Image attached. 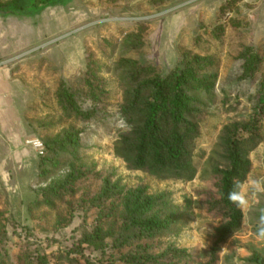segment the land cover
<instances>
[{
	"label": "rangeland",
	"instance_id": "374dc122",
	"mask_svg": "<svg viewBox=\"0 0 264 264\" xmlns=\"http://www.w3.org/2000/svg\"><path fill=\"white\" fill-rule=\"evenodd\" d=\"M0 62V264H264V193L250 187L264 180V0H57L0 13ZM182 75L198 124L190 182L115 150L131 128L125 100L160 80L172 95ZM251 127L249 204L218 244L226 141Z\"/></svg>",
	"mask_w": 264,
	"mask_h": 264
},
{
	"label": "trees",
	"instance_id": "16d2710c",
	"mask_svg": "<svg viewBox=\"0 0 264 264\" xmlns=\"http://www.w3.org/2000/svg\"><path fill=\"white\" fill-rule=\"evenodd\" d=\"M56 1L36 0L33 3L31 0H11L7 4H0V13L22 15L33 6ZM172 83V95L168 92V81L160 80L141 85L135 91L136 96L125 100L123 115L131 128L117 141L115 150L137 170H148L158 177L190 182L197 175L193 153L198 124L189 115L193 100L186 94V76L177 77ZM145 92L150 94L147 101L142 100ZM139 109L144 114H139ZM254 130V127L247 129L250 134L247 138L230 137L226 141L225 160L228 166L222 171L220 194L227 221L219 229L218 244H223L242 224L240 208L230 202L227 195L233 189L234 182L246 180L250 167L249 153L259 144ZM66 144L77 146L78 141L72 138L63 147Z\"/></svg>",
	"mask_w": 264,
	"mask_h": 264
},
{
	"label": "clouds",
	"instance_id": "9594fccd",
	"mask_svg": "<svg viewBox=\"0 0 264 264\" xmlns=\"http://www.w3.org/2000/svg\"><path fill=\"white\" fill-rule=\"evenodd\" d=\"M250 187L257 193H264V180H252ZM227 198L230 202L239 208L248 206V191L245 187V182L236 181L233 184V189L229 191ZM256 236L260 240H264V209L261 210L259 222L256 230Z\"/></svg>",
	"mask_w": 264,
	"mask_h": 264
},
{
	"label": "built area",
	"instance_id": "2783aa9c",
	"mask_svg": "<svg viewBox=\"0 0 264 264\" xmlns=\"http://www.w3.org/2000/svg\"><path fill=\"white\" fill-rule=\"evenodd\" d=\"M3 63L0 62V66H2ZM28 146H31L32 148H34L35 150L39 151L42 153L43 150V144L40 141L37 140H30L27 142Z\"/></svg>",
	"mask_w": 264,
	"mask_h": 264
},
{
	"label": "crops",
	"instance_id": "0c3cea01",
	"mask_svg": "<svg viewBox=\"0 0 264 264\" xmlns=\"http://www.w3.org/2000/svg\"><path fill=\"white\" fill-rule=\"evenodd\" d=\"M0 93H1V91H0Z\"/></svg>",
	"mask_w": 264,
	"mask_h": 264
}]
</instances>
